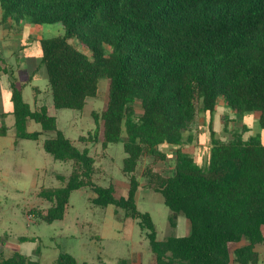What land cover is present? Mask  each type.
<instances>
[{
    "label": "trees",
    "instance_id": "obj_1",
    "mask_svg": "<svg viewBox=\"0 0 264 264\" xmlns=\"http://www.w3.org/2000/svg\"><path fill=\"white\" fill-rule=\"evenodd\" d=\"M0 7L1 24L24 34L28 24L63 27L62 35L37 40L52 105L33 110L23 97L27 85L11 83L17 139L39 142L49 135L44 150L73 163L64 187L41 190L50 206L32 210L36 218L63 221L72 193L91 191L95 206H114L118 219L140 220L156 264H260L264 142L246 138L244 124L230 140L212 133L203 168L185 150L194 143L198 120L213 117L221 101L240 116L258 113L264 131V0H0ZM9 70L0 54V74ZM102 79L108 88L103 110L93 114L96 129L68 139L58 128L57 111H82L97 97ZM30 121L42 131L30 133ZM7 131L1 124L0 137ZM119 143L129 180L121 197L114 183L103 187L94 181L96 161L88 148ZM163 145L175 150L172 173L163 168L169 159ZM146 159L151 161L140 180ZM141 187L163 196L172 226L181 214L189 220L187 236L158 240L151 215L137 207ZM5 242L0 237V264H40L19 253L6 257ZM55 264L80 263L61 253Z\"/></svg>",
    "mask_w": 264,
    "mask_h": 264
},
{
    "label": "rangeland",
    "instance_id": "obj_2",
    "mask_svg": "<svg viewBox=\"0 0 264 264\" xmlns=\"http://www.w3.org/2000/svg\"><path fill=\"white\" fill-rule=\"evenodd\" d=\"M1 12L0 7V54L9 63L10 70L2 75L0 88V108L7 114L3 120L0 117V125L5 124L8 128L7 135L0 137V237L16 243V250L40 264H55L61 253L74 256L80 264H156L147 231L141 227L140 220L118 219L114 206H95L91 202L94 197L91 191L72 193L69 212L63 221L48 224L32 214L34 209L47 211L50 204L40 196L41 190L64 187L63 178H69L73 163L57 161L44 150L43 142L49 135L42 136L39 142L17 139L15 118L11 114V83L16 80L19 84H27L23 97L33 110L52 104L48 75L41 64L37 40L62 35L63 27L60 24H28V32L24 34L16 27L2 25ZM72 43L79 47L75 41ZM36 88L40 90L39 94H36ZM107 88V79H102L97 97L89 98L82 111H57L58 128L68 139L77 141L96 129L93 114L103 110ZM135 108L140 115L141 105L137 103ZM244 124L249 129L245 133L246 138L259 136L264 142L258 113L240 116L221 104L213 117L201 116L195 129L194 143L185 152L203 168L210 155L212 133L219 140H230L235 133L242 132ZM28 131L41 132L42 128L35 121H30ZM76 145L80 150L87 148ZM88 148L96 161L94 181L103 187L114 183L118 196H126L129 180L123 173L127 157L123 143L111 144L105 150L101 145ZM162 150L169 154L163 168L172 173L175 150L167 145H163ZM150 161L146 159L140 164V180L143 168ZM137 207L141 213L151 215L160 241L168 237H184L190 232V222L183 214L178 216L175 226L171 225L172 212L160 193L141 187ZM119 214L121 216L124 212ZM258 248L260 264H264V245Z\"/></svg>",
    "mask_w": 264,
    "mask_h": 264
},
{
    "label": "crops",
    "instance_id": "obj_3",
    "mask_svg": "<svg viewBox=\"0 0 264 264\" xmlns=\"http://www.w3.org/2000/svg\"><path fill=\"white\" fill-rule=\"evenodd\" d=\"M1 15H2V12H1ZM3 57V56H2ZM5 59V58H4ZM6 60V59H5ZM7 61V60H6ZM8 63V62H7ZM8 65H9V63H8ZM3 75V74H2ZM2 75L0 74V88H2V86H1V77H2ZM27 85V84H26ZM37 90H38V92L36 91V94H39L40 93V90L38 89V88H36ZM24 91V90H23ZM221 104H224L222 101L220 102V104H219V108H220V106H221ZM52 105V104H51ZM50 106V105H49ZM37 109H39V108H37ZM36 109V110H37ZM3 114H5V115H7L6 114V112L4 111V110H2L1 108H0V117L3 115ZM29 124V123H28ZM205 125V124H204ZM27 129H28V127H27ZM211 149V148H210ZM19 239H23V238H19ZM6 242H5V246H4V252H5V255H6V257H11V256H13L14 254H16V253H19V254H22V255H24V256H27V255H25V254H23V253H20L18 250H16V247H17V244L16 243H13L12 241H9L8 239L7 240H5ZM245 245V242L244 243H242V245ZM262 246V245H261ZM259 247V246H258ZM256 248V250H257V252L259 253V248ZM7 250H12V251H14L13 252V254H11V252L9 253ZM260 255V254H259ZM27 257H29V256H27ZM30 258V257H29ZM31 259V258H30ZM33 260V259H32ZM36 261V260H35Z\"/></svg>",
    "mask_w": 264,
    "mask_h": 264
}]
</instances>
